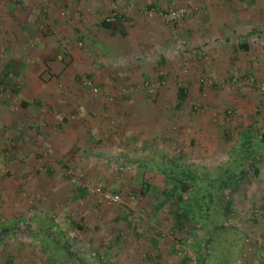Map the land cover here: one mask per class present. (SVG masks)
I'll list each match as a JSON object with an SVG mask.
<instances>
[{"label": "rangeland", "instance_id": "1", "mask_svg": "<svg viewBox=\"0 0 264 264\" xmlns=\"http://www.w3.org/2000/svg\"><path fill=\"white\" fill-rule=\"evenodd\" d=\"M46 1L55 2L58 13L65 4H81L87 0ZM102 1L108 2L109 10L95 17L97 23L116 14L121 17V22L116 25L119 29L130 28L133 21H145L159 23L166 33L168 31L178 53L171 57L167 69L158 67L157 77L126 85L119 91L123 97L143 93L152 108L163 109L161 115L171 118L167 123L165 118L159 117L153 125L148 123L149 120L144 123L142 118H137L140 121L136 118L128 120L125 114L116 115L110 111L116 98L109 88L102 86L103 81L97 80L98 83L92 79L99 90L93 94L81 84L83 78L88 79L87 75L79 74L75 75L79 77V89L94 100L104 102L103 109L88 113L87 136L71 146L57 134L45 132L55 130L51 121L27 122L23 130H17L14 126L17 115L23 112L18 99L22 80L3 76L11 57L2 49L0 264H203L198 261L195 249L198 242L216 229L212 223L218 227L222 225L223 215L218 208H226V203H215L207 210V200L203 196L209 186L205 181L188 193H182L176 188L177 182L168 179L156 162L139 166L141 159L152 157L198 165L194 170L199 177H205L203 180L227 178L224 176L227 169L240 175L241 183L222 193L225 199H230L231 216L228 225L211 236L206 264H237L239 256H245L253 263L252 259L260 250L264 253V94L257 88L258 83L264 82V77L242 71L213 75L202 70L198 72L194 59L191 63L194 86L199 92L183 109L174 107L173 96L180 89H186L191 96L185 78L187 74L182 71L189 65L185 55H196L197 48L193 47L183 28L200 13V5L182 4L185 0H167L165 8L154 4L153 0H91L90 3L101 5ZM64 10L58 17L68 21L70 9L65 7ZM182 10L190 14L175 21H165V14ZM88 12L92 13V10ZM81 17L77 15L76 19ZM48 26L57 28L52 21ZM56 36L57 48L67 53L71 48L90 53L92 47L102 49L103 42L107 43L104 39H91L85 31L70 43L61 33ZM60 54L58 59L63 60L64 56ZM156 60L160 62L161 57L152 56L151 63L154 65ZM166 70L170 72L165 73ZM203 78L211 80L212 84L204 87ZM235 78L241 84L232 85ZM247 79H254V85L246 84ZM162 92L165 95L161 96ZM160 97L168 100L166 108ZM34 107L38 108L37 105ZM48 110L58 118L62 117L59 122L66 118L55 107ZM205 114L215 116L211 121L216 133L215 152L210 148L199 152L197 141L201 139L195 131H187L186 122L197 128L194 119L205 117ZM118 116L124 118L121 120ZM76 118L72 116L68 121L75 122ZM105 130L112 132L111 137ZM248 148L256 160L246 162L247 168L238 169L240 160L246 159L243 152ZM71 150H75V157L69 160ZM122 162L128 166L121 167ZM254 170L258 171L257 176ZM145 185L150 188L143 194ZM87 186L91 190L101 187L121 200L116 204L105 203ZM85 188L87 193H82L80 190ZM176 211L184 215L182 221L175 219ZM29 222L46 228V233L37 237L30 230L25 231L24 225Z\"/></svg>", "mask_w": 264, "mask_h": 264}, {"label": "crops", "instance_id": "2", "mask_svg": "<svg viewBox=\"0 0 264 264\" xmlns=\"http://www.w3.org/2000/svg\"><path fill=\"white\" fill-rule=\"evenodd\" d=\"M90 1H83L81 4L61 3L64 5L63 9L59 8L61 11L65 7L70 9L71 17L65 21L58 17L61 11L57 13L55 2L51 4L46 0H25L24 3L17 4L15 0H0V55L2 49L6 55L9 54L11 60L7 62L13 65L16 79L22 80L18 99L23 112L20 116L16 114L17 123L14 126L17 130H23L27 122L31 124L51 121L55 130L45 132L53 136L58 135L60 140L64 139L71 146L77 145L79 140L87 136L89 126L86 125L89 124L87 115L95 109L100 110L104 102H101L102 99L94 100L92 96L79 89L80 81L78 82L79 77H76L79 74L103 81L104 84L100 82L102 86L109 88V92L116 98V102L110 106V111L114 114H125L128 120L142 118L144 123L145 120H149L148 123L153 125L157 123L159 117L169 122L168 118L171 117L167 115L163 117L164 115H161L163 109L158 111L152 108L148 97L143 96V93H132L123 97L119 91V88L126 85L157 77L158 67L167 69L171 57L178 53L174 49V42L167 34L168 31L166 33L159 23L151 24L145 21L144 23L133 21L130 28L119 29V26H115L106 29L97 23L95 17L109 10L108 2L102 1L101 5H97ZM153 1L163 8L167 5V0ZM182 4H198L202 10L183 28L193 47L197 48L196 55H185L191 70L187 66L188 70L185 71L183 68L182 71L187 74L185 78L191 96L186 93L185 98L180 100V91L176 92L173 96L174 107L183 109L188 100H194L195 93L199 92L194 86L195 78L191 64L194 59L198 72L202 70L213 75L224 71L235 73L242 71L264 77V0H185ZM87 10H92V13ZM43 13L47 15L49 23L52 21L56 24V30L50 28L48 22L43 21L41 18ZM75 15L82 16V21L77 20ZM83 31L90 35L91 39H104L107 43L103 42L105 46L103 45L102 49L92 47L90 53H83L74 48L67 53L57 48L56 34L61 33L63 39L70 43L80 32L83 34ZM60 53L64 56L63 60L58 59ZM157 55L161 60L158 63L156 60L153 65L152 56ZM148 58H151V61ZM167 72L166 70L165 73ZM170 74L167 75L170 77ZM160 95L165 94L162 92ZM160 98L166 108L168 100ZM51 106L61 110L62 116L66 118L59 122L58 119L62 117L58 118V115L50 113L48 109ZM209 115L194 119L197 128L189 126V122H186L187 131H195L194 133L201 139L197 141L199 152H206L207 148L215 152L213 148L216 133L211 124L215 116ZM72 116H76L78 120L69 122ZM187 116L190 118L189 114ZM118 117L121 120L124 118ZM83 121L86 123L82 124ZM105 132L111 137L112 132L111 134L110 131ZM250 261V259L247 261L245 256H239L237 264H264V253L260 250L252 259L253 263Z\"/></svg>", "mask_w": 264, "mask_h": 264}, {"label": "trees", "instance_id": "3", "mask_svg": "<svg viewBox=\"0 0 264 264\" xmlns=\"http://www.w3.org/2000/svg\"><path fill=\"white\" fill-rule=\"evenodd\" d=\"M120 19H121V17H119V19L117 18V20L114 22H110L106 18L100 22V25H101V27H104L106 29H112L118 23L121 22ZM14 71L15 70L13 69V65L8 62L6 64V68L3 72V76L6 78H9V76H11V77H15V79H16L17 76H16ZM87 78L92 81V79L89 76ZM186 93H187L186 89H180L179 99L183 100V98H185V96H186ZM74 152H75V150H71L68 153V157H69L68 159L69 160H72L73 157H75ZM243 154H244V157L246 159H245V161H243V159L240 160V162H239L240 166H238V169H240L241 167L247 168L246 162L252 163L253 159L255 158L254 153L251 152V148H248L247 150H245V152H243ZM255 160H256V158L254 159V161ZM150 162H156L157 165L159 166V168L160 169L162 168V171L164 172V174L167 176L168 179L174 180L175 182H177L176 188L180 189V191L182 193H188L193 187H196V186L199 187L198 185H201L202 181H205L206 184L209 186V190L206 192V195L203 196L207 200V210H210V208H211L210 206L214 205L215 203H220V204L226 203V208H224V209H221L220 207L218 208L219 213L223 215V222L221 225L222 227L221 226L218 227L215 223H212V225H215L216 229H214L208 237H205V240L203 239L202 241L198 242L197 249H195V253L197 255L198 261L200 263L206 264L208 256H209L208 245L212 241L211 236L213 237V236L217 235L219 228L223 229L225 226H227L228 221L230 220V216H231L230 211H229V208L231 206L230 199H225L226 197H224V195H222V193L225 191H229V190L231 191L234 186L239 185L241 183V180L239 178L240 175H238L235 171H231V169H227L224 173L225 174L224 176H227V178H224V177L219 178L218 177L215 179H213V178L207 179L206 178V180H203V178L205 179V177H199V175H197V173L194 170L197 166L180 164L177 161L164 159L163 157L159 158V159H155V160L153 157L151 159H144L143 158V159H141V161H140L141 164H139V166L141 167L142 163L150 165L151 164ZM244 162H245V164H244ZM119 165L121 167H127L128 166L127 163H124V162L120 163ZM250 168H252V166ZM253 173L256 176L258 175V171H256V170H254ZM246 174H248V173L246 172ZM250 174H251V172H250ZM149 188H150L149 185H145V190L143 191V194L148 193ZM80 191L82 193H87L86 188L82 189ZM179 200L181 201V198ZM179 213H180V211H176L174 213L175 219L177 221H182V218H184V215L183 214L180 215ZM207 214L209 215V213H207ZM179 223L182 224V222H179ZM29 228H30V233H32L34 236L36 235L37 237H40L46 233V228L43 229V227H41L38 223L34 224V222L33 223L29 222V224H27L24 227V230L26 231ZM51 237L52 236H50L49 238L52 239Z\"/></svg>", "mask_w": 264, "mask_h": 264}, {"label": "built area", "instance_id": "4", "mask_svg": "<svg viewBox=\"0 0 264 264\" xmlns=\"http://www.w3.org/2000/svg\"><path fill=\"white\" fill-rule=\"evenodd\" d=\"M15 1L17 4H22L25 0H15ZM146 12H148V11H146ZM189 14L190 13H188V11H184V10L177 11V12H172L171 14H165L164 19L166 22L175 21V20H177L183 16H187ZM41 18L43 19L44 22L45 21L47 22V15L46 14H41ZM117 18H119V17L116 14H113V15H111L110 18H108V21L114 22L117 20ZM238 81L239 80L237 78H235L232 80L231 83H232V85L241 84V83H238ZM201 82H202L204 87H208L212 84V81L208 80L207 78H203ZM245 82L248 85H254V83H255L254 79H247V80H245ZM81 84H82V87L89 90L93 94H97L99 92L96 85L89 79L83 78L81 80ZM257 88L262 94H264V82L258 83ZM88 189L90 191H92L94 194H96L105 203L116 204V203H119L121 200L118 195H114L108 191H104L101 187L95 188L92 190L88 187Z\"/></svg>", "mask_w": 264, "mask_h": 264}]
</instances>
